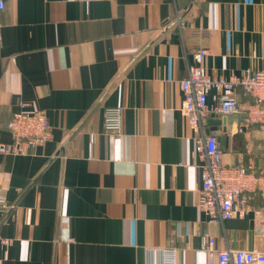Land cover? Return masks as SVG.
Instances as JSON below:
<instances>
[{
    "label": "crops",
    "instance_id": "obj_1",
    "mask_svg": "<svg viewBox=\"0 0 264 264\" xmlns=\"http://www.w3.org/2000/svg\"><path fill=\"white\" fill-rule=\"evenodd\" d=\"M199 48L212 78L264 71V0L6 1L0 143L23 103L45 112L52 135L28 155L0 154V264H208L204 233L218 249L264 252L260 194L228 220L199 208L201 130L180 87ZM216 94L203 130L224 165L259 173V125L216 112ZM110 107L123 109L118 133L103 128Z\"/></svg>",
    "mask_w": 264,
    "mask_h": 264
},
{
    "label": "built area",
    "instance_id": "obj_2",
    "mask_svg": "<svg viewBox=\"0 0 264 264\" xmlns=\"http://www.w3.org/2000/svg\"><path fill=\"white\" fill-rule=\"evenodd\" d=\"M7 0H0V12ZM209 55L207 48H199L193 54V62L187 77L180 83L184 96V116L187 122L200 128L195 140V151L204 162L201 173L199 208L209 221L218 222L243 216L251 209L250 200L254 195L264 198V170L256 173L251 166L237 164L226 166L224 152L219 147L217 135L206 134L203 130L210 109L207 100L211 90L217 91L215 111L223 115L244 113L245 125L258 124L264 135V71L251 77L232 76L229 79L212 78L204 71V62ZM252 98V102L241 107L236 98L237 90ZM122 107H110L104 111L103 128L107 133H118L122 128ZM11 141L0 143V154L28 155L31 151L44 146L51 138L52 126L43 111L30 110L23 103L8 124ZM229 137L233 134L229 133ZM0 200V208H6ZM264 213V208H263ZM203 251L208 264H264V252L256 250L218 249L216 239L209 233L202 234ZM3 243H9L1 239ZM167 264H172L169 260Z\"/></svg>",
    "mask_w": 264,
    "mask_h": 264
},
{
    "label": "trees",
    "instance_id": "obj_3",
    "mask_svg": "<svg viewBox=\"0 0 264 264\" xmlns=\"http://www.w3.org/2000/svg\"><path fill=\"white\" fill-rule=\"evenodd\" d=\"M261 197H263L262 195H260Z\"/></svg>",
    "mask_w": 264,
    "mask_h": 264
}]
</instances>
